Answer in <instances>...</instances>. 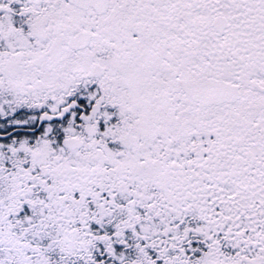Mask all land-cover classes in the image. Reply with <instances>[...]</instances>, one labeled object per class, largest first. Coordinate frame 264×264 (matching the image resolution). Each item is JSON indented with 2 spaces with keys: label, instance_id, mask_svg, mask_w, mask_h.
I'll return each instance as SVG.
<instances>
[{
  "label": "snow or ice",
  "instance_id": "obj_1",
  "mask_svg": "<svg viewBox=\"0 0 264 264\" xmlns=\"http://www.w3.org/2000/svg\"><path fill=\"white\" fill-rule=\"evenodd\" d=\"M0 264H264V0H0Z\"/></svg>",
  "mask_w": 264,
  "mask_h": 264
}]
</instances>
